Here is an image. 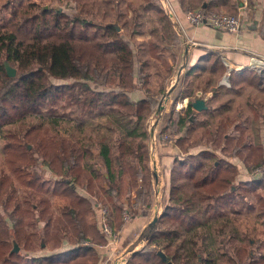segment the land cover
Returning <instances> with one entry per match:
<instances>
[{"label": "trees", "instance_id": "1", "mask_svg": "<svg viewBox=\"0 0 264 264\" xmlns=\"http://www.w3.org/2000/svg\"><path fill=\"white\" fill-rule=\"evenodd\" d=\"M14 1L7 0L6 5ZM66 1L71 6L69 2L80 0ZM143 1L147 3L145 8L157 7L155 0ZM35 5L19 0V7H14L10 17L0 24V139L6 168L0 176V264H100V251L87 242L105 245L108 241L98 227L95 206L77 187L104 177L109 188L113 185L116 158L121 172L125 157L135 155L132 143L125 142L124 131L130 137L140 135L137 130L141 131V122L157 102L148 98L134 103L129 97L144 72L135 74L133 47L125 40L124 31L113 23L97 24L60 7L36 9ZM116 6L120 29H128L129 21L122 17L131 10L132 20L137 19L133 6L126 5L125 13L120 11V3ZM136 31L140 30L129 31V36ZM149 46L152 50L154 43ZM6 63L16 70L15 75L8 73ZM219 67L225 72L223 61L215 56L209 73ZM200 74L203 72L196 74L197 79ZM261 78L252 69L234 71L230 74V89L238 92L235 87H261ZM193 102L190 99L173 125L184 132L176 144L187 154L174 160L171 174H166L167 168L163 167L169 187L167 192L165 189L163 213L144 229L138 241H146V246L132 252L127 264H264L259 246L262 242L244 236L236 225L243 213L264 218V174L236 184L238 168L227 159L212 150L189 153L190 146L184 145L201 113L192 107ZM223 107L228 110V105ZM213 111L209 105L203 112L213 115ZM170 113L169 124L174 122V109ZM254 120L264 124V115L257 111ZM74 125H105L115 138L118 136L115 140L110 136L109 145L99 152L104 176L86 165L92 146L83 144L84 136L78 139ZM59 126L63 132L53 135ZM237 128L241 134L236 144L240 148L263 153L264 143H245L242 128ZM221 137L224 142L232 140L229 135ZM220 147L221 154L227 153L228 147ZM228 156L244 158L242 150ZM137 158L141 165L133 168L131 186L139 189L138 177L142 175V196L144 190L151 192L152 172L142 151ZM38 161L51 177L43 176L36 166ZM53 198L64 201L57 215ZM108 199L116 216L121 217L124 207L115 196L109 195ZM229 204L230 208L223 210ZM244 206L251 211L242 212ZM140 213L147 216L144 210ZM138 214L135 211L130 219ZM39 250L45 253L39 255ZM159 251L166 255V261Z\"/></svg>", "mask_w": 264, "mask_h": 264}, {"label": "rangeland", "instance_id": "2", "mask_svg": "<svg viewBox=\"0 0 264 264\" xmlns=\"http://www.w3.org/2000/svg\"><path fill=\"white\" fill-rule=\"evenodd\" d=\"M22 1L24 4L35 3L36 9L38 8L48 9L49 7L51 8L60 7L64 9L67 13H70L72 15L80 14L83 17L89 19L91 18L97 24L105 25V24L113 23L119 29L120 26L116 22L119 11L117 10L116 5L117 3L118 4L120 3L121 5L119 7L120 11L121 12L124 11L125 13L126 5L131 4L133 6V8L131 9H134V13L138 16L137 19L132 20V16L130 15L131 16L130 18L126 16L127 18L122 17V20L129 21L130 26L127 29L128 32L125 33L127 35L124 38L125 40L130 41L131 46L133 47L134 63L144 62V58H141L136 52V50H139V48L141 47L140 43L142 42L146 43V45L150 44V42H153L154 46H152L153 47L152 50H157V52H159V39L155 29L156 30L159 29V26L165 28L167 24V21L163 16V14L161 12L159 13L158 11L159 7L145 8V5L147 3L143 0H80L76 3L69 2V4H72L71 5L72 7L68 5V2L66 0H22ZM6 2L7 0H0V24L10 17V14L14 10V7L15 8L19 7L18 6L19 0H15L13 3L14 5L13 4L6 5ZM219 13L235 15L233 13L223 12V11L222 12L219 11ZM129 14H133V11L130 10ZM134 22H136V24ZM134 24L136 27H134ZM134 29L140 31L148 30L149 32H153V34L155 32V34L150 39L144 38L145 35L141 36V38H138L137 35L130 37L129 31L131 32V30ZM149 50H151V48ZM164 63H167L165 59H164ZM224 69L225 72H222L223 70L219 67L215 73L202 71L204 75L199 79L191 78L189 80H186L187 82H190L189 84L190 89L200 87L209 90L208 93L205 92L206 94H203V92L201 91L202 93H199V96L200 97L207 96L208 98H211L209 105L214 110L212 113L215 114L211 115V113L202 112L197 115V121L195 123V131L194 133H192L189 141L185 143L184 147L187 148L188 146H190L189 147L190 154H197L205 150H212L218 155H220L222 158L227 159L229 162H231L238 168V176L236 180V184H238L240 183V181H247L253 179L254 177L258 178L259 177L258 174L260 173L259 170H261L262 173L261 175L264 174V150L263 153H259L257 150L256 152H253L255 150L251 151L250 149L243 150V148H240V146L236 144V140L241 134L237 126L241 127L244 132L243 136L245 139V143L249 142L252 145L255 143H264V132H263L264 124H262V122L261 124H258L254 120V115L257 111L261 114V116L264 115V69L262 71H259L257 69H252L255 72H257V74H260L262 76L261 79L263 84L261 87H256L255 85H245L244 87H235V89L240 90L238 92L230 89L231 87L230 74L235 70H229V67L228 68L226 67ZM237 73H239V71H237ZM214 75L216 76V79H219V81L223 85L220 84L219 86H215V83L211 84L214 82ZM229 84L230 86H228ZM187 87L188 86H186V88ZM93 88H95V86H93ZM156 102H157L156 107L144 120L145 128L147 129L149 126H152V123H154L155 124L154 128H156L157 130V128H159L160 121L161 123L163 121L164 128L160 130L161 135L170 133L174 136L175 141L171 144L163 145V147L161 148L173 147V149H176L177 152L174 151L175 153L172 156L175 159L178 158L179 156L186 155L187 153H184V150H178L176 148L177 147L176 142L179 138H181V136H183L184 132L179 130L178 126H173L178 117V113L175 110L174 105H173L175 112L173 116L174 122L169 124L168 117L171 114L170 112L172 111V109L167 108L166 111L163 110L164 106L166 105L161 97ZM223 105H228V110L226 107H223ZM78 116L80 115H77V117ZM78 118L80 119V117ZM60 126L53 131L52 133L53 135H55L56 132L59 133L63 132ZM104 127H109V126L104 125ZM91 129H95V134H90L92 132ZM157 131H159V129ZM97 132L101 134H105L106 138H109V136L115 137V135L109 134V131L106 128L96 129L90 127V129L86 128L84 132L86 136L84 135L85 139L83 140V144H88L92 146L91 148L92 155L90 159L92 162V167H95L94 168L96 170L95 173H99L102 176H104L105 168L103 167L102 162H100L96 158L95 155L97 152L95 151L94 153V150H96L95 147L97 145L98 138H100V135H98ZM150 132L151 134H153L151 130ZM223 135L224 136L229 135L232 138V140L228 142L226 141L224 142L222 140L223 137H221ZM220 144H224V146L229 148L227 153L221 154L220 150L222 149V147H220ZM2 145H3V140L0 139V176L6 169L4 164ZM238 150H242V154L244 158L228 156L229 153ZM247 156H249V159L247 158ZM36 166L37 168H39V170L42 169L41 173L45 178L51 177L48 174L47 169L44 166H42L41 162L38 161ZM172 166L173 164L166 166L167 168L166 174H168V172H170L171 174ZM161 169L164 173L162 166ZM139 177H138L139 182L142 181L141 184L143 185L144 177L142 175H140ZM153 180L154 178L152 176L150 178L151 192L144 190L143 195L139 196L138 192L142 189V187H139L138 192L135 193L136 197L138 198L137 203H134V205L126 206L127 202L131 200V195L128 192L129 191L128 188H124V189L122 188L123 189L121 190L122 193L119 196L115 195L116 196L115 199L117 200L118 204L122 205L126 211L129 210L130 218H131V214H133L135 211L140 212L138 210H144L148 215V219L151 220L152 222L153 216L157 217L161 215L155 213L156 211L160 209L161 212L163 213L162 210L164 209V205L167 202V194L166 197L164 195L165 199H163L162 197L160 198V200L156 201L154 187H153ZM131 184L132 182H130L129 185L130 189L134 188L133 186H131ZM168 188H166V192ZM103 189L106 190L107 193H105ZM77 190L80 194H82L84 197L89 199L93 204V206H95L98 220L100 216V209L102 207H108L111 211V222L113 228L117 233H120L122 231V229L126 225V221L124 220L126 211L123 212V215H121V217L116 216L114 212L115 207L109 202L108 199L110 195L109 186L107 184V180L105 179V177L104 179H100V180L94 178L93 182L89 183L85 187H77ZM18 193L20 194L21 190H19ZM117 197L119 198V200L117 199ZM51 201H52L53 211L57 215L60 209L62 208V206L64 205V201L59 198H53ZM128 204H130V202ZM257 204H258L257 202L255 201L253 202V206L256 205L257 207ZM155 205H157V207ZM137 206H141L142 208L139 209L137 208ZM245 207L246 206H244V208L242 209V212L251 211V210H247ZM229 208H230V204L223 206V210ZM152 212H154V215ZM253 214L254 213L252 212L248 214L246 213L240 214L239 216L240 218L236 220V225L242 230L244 236L248 234V236L258 241H261L262 244L260 243L259 246H261L260 247V249H262L261 251L264 252V218H260V217L255 218ZM130 218L128 221L131 220ZM104 237L106 238V240H108L106 236ZM130 239L131 237L130 238L123 237L117 245L109 243V245H111L110 247L111 250L109 255L111 256L109 257L110 260L109 262H107L106 258L101 257L100 264H116V263L127 264V261L129 260V256L131 255L132 252L142 250V248L144 249V247L146 246V241L144 242L142 240L137 242L133 241V244L130 245L129 244ZM90 244L98 251H100L101 254H102V250H105V248H102L98 245V244L102 245L103 243L91 242ZM40 253H45V251L41 252V250H39V255H41Z\"/></svg>", "mask_w": 264, "mask_h": 264}, {"label": "crops", "instance_id": "3", "mask_svg": "<svg viewBox=\"0 0 264 264\" xmlns=\"http://www.w3.org/2000/svg\"><path fill=\"white\" fill-rule=\"evenodd\" d=\"M189 1H191L190 4L192 7L189 6ZM154 4L161 8V13L165 17L167 24L165 28L159 26V29H155L158 39H160L159 52H157V50H149V44L146 45V43L143 42L140 43L141 47L139 50H136L137 54L141 58H144V62L135 63V74L139 76L140 70H142L144 76L139 78L136 88L129 92V97L132 102L137 103L138 101L146 100L148 98H153L157 101L161 97L166 105L163 110L166 111L167 108L174 109V105L177 113L183 114L188 107L190 99L195 101L197 98H202L205 100L206 106L209 108L211 98H208L207 96H199V93L203 92V94H206L209 90L200 87L190 89V82H187L186 80L191 78L196 79L198 71L210 72V63H212V59L215 56L221 58L225 67H229V69L239 72L249 69V63L252 58L264 59V0H248L247 4H245L243 0H203L201 2L200 0H185L184 2L183 0H155ZM167 4L173 7L179 15L178 26H174L167 15L164 9V5ZM200 5L238 15L243 21L242 29L239 33L232 34L213 27L204 26L195 28L191 26L186 21L184 14L190 9L198 8ZM130 15L132 16V14L127 13L129 18L131 17ZM119 30L124 31V33L128 32L127 29ZM154 34L148 30L135 32V35H137L138 38L145 35L144 38L147 39L153 37ZM191 41L197 42L198 45L192 47L190 45ZM164 59L167 63H164ZM203 75L204 74H200V77ZM214 83L215 86L221 84L219 79H216L215 75L214 82L211 84ZM186 86L188 87L186 88ZM228 86H230V84ZM203 111H201V113ZM144 122L145 121L141 122V131L137 130L140 132V135L130 137L126 131H124L126 136L125 142L127 144L132 143V146L135 149V155H128L125 157L124 167L121 169V172L118 171L119 160L116 158L118 162L116 164L117 174L114 175V183L109 188V194L111 196H119L122 193L121 190L124 188L129 189L128 192L131 195V200L129 201L130 204L127 202L126 206L134 205V203H137L138 199L135 195V193L138 192V187L130 189L129 185L130 182H132V176L135 172V169L133 168H138L141 165L137 158L139 151H142L145 159L148 161L150 158L149 142L152 137L150 130L152 131L153 126H149L146 129ZM133 123H135V121H133ZM160 123L157 130L164 128L163 121L161 125ZM90 127L95 128L93 125ZM90 127L84 126L83 128H76V125H74V134L78 136V139L81 141L85 135L84 132L86 128L90 129ZM100 128L104 127H96V129ZM91 131L90 134H95V129H91ZM112 133L109 132L111 135ZM97 134L100 135V138H98L94 153L95 151L97 152L95 156L103 164V161L99 159L100 157L98 155L104 145H109V138H106L105 134L99 132H97ZM117 137L118 136H116V138ZM113 138L114 140L116 139L115 137ZM176 146L178 150H181L177 144ZM174 151L177 152L173 147H164L160 149L159 160L162 167L173 164L175 159L172 157L175 153ZM114 152L117 154L115 149ZM90 159L91 157H89L88 161H85L87 166H92ZM151 172L152 177L154 176L152 167ZM141 183L142 181L139 182L138 179L139 187H141ZM137 208L141 209L142 207L137 206ZM138 211L142 212L143 210ZM140 212L136 217L127 222L122 231L118 233V243L123 237L128 238L131 234L132 237L129 240L130 245L133 244V241L137 242L139 240L144 229L149 223H151V220L148 219V215L143 216ZM152 213L154 215V212ZM155 213H158L159 215L162 214L160 209ZM154 218L156 217L153 216L152 219ZM110 247L111 245H109V241L107 244L102 245V248H105V250H102L101 255L107 259V262H109V257H111L109 256L111 250Z\"/></svg>", "mask_w": 264, "mask_h": 264}, {"label": "built area", "instance_id": "4", "mask_svg": "<svg viewBox=\"0 0 264 264\" xmlns=\"http://www.w3.org/2000/svg\"><path fill=\"white\" fill-rule=\"evenodd\" d=\"M245 4H247L248 0H243ZM164 9L169 16L172 24L174 26H178L179 24V15L177 11L171 7L170 5H164ZM184 17L188 24L195 28L199 27H213L218 30H222L228 33L236 34L239 33L243 26V21L238 15H229L224 13H219L216 11H207L205 8L199 7L195 8L193 10H188ZM192 47H196L198 45L197 42L191 41L190 44ZM250 69H257L259 71H262L264 69V59H258V58H252L249 63ZM231 70V69H229ZM153 123V129H152V139L149 144V154H150V166L154 170V180H153V187H154V193H155V199L156 201L160 200V198L165 195V189H166V182L164 173L161 169L159 155H160V148L163 147V145L171 144L175 141L174 136L170 133H166L161 135L160 130L157 131L156 128H154ZM258 176H262L261 170H259ZM258 177V178H259ZM253 178V179H258ZM164 191V193H163ZM157 204V202H156ZM157 207V205H155ZM154 207V206H153ZM153 210V208H152ZM126 211V210H125ZM130 218V212L127 210L125 212V218L124 220L127 222ZM99 227L101 232L104 236L107 237L109 243L117 244L118 242V233L115 231V229L112 226L111 222V211L108 207H102L100 209V217H99ZM87 244H90L87 242ZM100 247L102 245L98 244Z\"/></svg>", "mask_w": 264, "mask_h": 264}, {"label": "water", "instance_id": "5", "mask_svg": "<svg viewBox=\"0 0 264 264\" xmlns=\"http://www.w3.org/2000/svg\"><path fill=\"white\" fill-rule=\"evenodd\" d=\"M6 68H7V71L10 75H15L16 73V70L11 67L9 65V63H6ZM192 107L198 111V112H201L203 110H207L208 107L206 106V102L204 99L202 98H197L193 103H192ZM18 247H16L17 249ZM158 255L162 258L163 261H166L167 258H166V255L163 253V251H159L158 252ZM117 264V263H116ZM166 264H173L171 261L167 262Z\"/></svg>", "mask_w": 264, "mask_h": 264}, {"label": "bare ground", "instance_id": "6", "mask_svg": "<svg viewBox=\"0 0 264 264\" xmlns=\"http://www.w3.org/2000/svg\"><path fill=\"white\" fill-rule=\"evenodd\" d=\"M246 71V70H245ZM244 74V73H243Z\"/></svg>", "mask_w": 264, "mask_h": 264}]
</instances>
